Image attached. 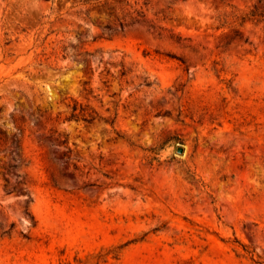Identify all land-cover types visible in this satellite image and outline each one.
<instances>
[{
    "label": "rangeland",
    "instance_id": "1",
    "mask_svg": "<svg viewBox=\"0 0 264 264\" xmlns=\"http://www.w3.org/2000/svg\"><path fill=\"white\" fill-rule=\"evenodd\" d=\"M250 9L264 0H0V264H264Z\"/></svg>",
    "mask_w": 264,
    "mask_h": 264
},
{
    "label": "trees",
    "instance_id": "2",
    "mask_svg": "<svg viewBox=\"0 0 264 264\" xmlns=\"http://www.w3.org/2000/svg\"><path fill=\"white\" fill-rule=\"evenodd\" d=\"M258 18V20H263L264 19V13L258 12L256 9H250L248 12L246 13H241L240 15L236 16V21L238 22L239 25H242V22L245 21V19L248 18ZM227 23V20H223L220 23V26H224ZM120 28L122 29L125 26V23L120 21L119 22ZM237 31V30H236ZM67 47L64 46L63 50H64V55H66L67 51H66ZM86 54H89L90 52L88 51H84ZM81 52H79L78 54H80ZM69 117H81L84 120L91 122L95 117L93 115V110L92 111H88L87 108L85 106H83L82 104H79L77 101H75V103L73 104L72 108H71V114ZM180 139L178 136H167L161 144L170 141V140H177ZM146 150H149L151 152H155V150L159 149V147L157 146H150L145 148ZM155 158V156H150L149 157V161H153ZM189 169H185V172L187 174H189L191 176L192 179H194V176L192 173H189Z\"/></svg>",
    "mask_w": 264,
    "mask_h": 264
}]
</instances>
